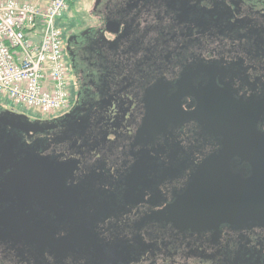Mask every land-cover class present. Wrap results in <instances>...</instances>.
<instances>
[{
	"label": "flooded vegetation",
	"instance_id": "af4514ba",
	"mask_svg": "<svg viewBox=\"0 0 264 264\" xmlns=\"http://www.w3.org/2000/svg\"><path fill=\"white\" fill-rule=\"evenodd\" d=\"M76 2L67 106L0 105V264H264V0Z\"/></svg>",
	"mask_w": 264,
	"mask_h": 264
},
{
	"label": "built area",
	"instance_id": "2783aa9c",
	"mask_svg": "<svg viewBox=\"0 0 264 264\" xmlns=\"http://www.w3.org/2000/svg\"><path fill=\"white\" fill-rule=\"evenodd\" d=\"M73 0H0V93L49 114L68 104L56 24Z\"/></svg>",
	"mask_w": 264,
	"mask_h": 264
},
{
	"label": "rangeland",
	"instance_id": "374dc122",
	"mask_svg": "<svg viewBox=\"0 0 264 264\" xmlns=\"http://www.w3.org/2000/svg\"><path fill=\"white\" fill-rule=\"evenodd\" d=\"M74 1H77L76 3H78L79 1L81 2L82 0H74ZM37 2L40 4L44 3V2H40V1H37ZM65 20H66V13L64 12L59 18L56 19L55 22L57 25L63 26V23L65 22ZM0 105L13 108L19 112H23V113H25L31 117H34V118L48 116V115H54L55 113H57V112L59 113L61 111V110H58V111L51 112L49 114L41 113L39 111V109L36 107H28L24 104L13 102L7 95H5L3 93H0Z\"/></svg>",
	"mask_w": 264,
	"mask_h": 264
},
{
	"label": "water",
	"instance_id": "95a60500",
	"mask_svg": "<svg viewBox=\"0 0 264 264\" xmlns=\"http://www.w3.org/2000/svg\"><path fill=\"white\" fill-rule=\"evenodd\" d=\"M18 115H19V116H24V117L27 118V116H26L25 114H20V113H19ZM39 121H41V120L38 119V118H35V119L33 120V122H39ZM81 204H82V205L79 206V202H77L76 200H73L72 205H71V209H72L73 211H78L80 208L83 209V203L81 202ZM186 211L188 212V215H190V213L193 212V209H188V210H186ZM77 216H78V215H76V214H74V213H72V215H71L72 218H77ZM189 219L192 220V217H189ZM74 225H75V224H74Z\"/></svg>",
	"mask_w": 264,
	"mask_h": 264
},
{
	"label": "crops",
	"instance_id": "0c3cea01",
	"mask_svg": "<svg viewBox=\"0 0 264 264\" xmlns=\"http://www.w3.org/2000/svg\"><path fill=\"white\" fill-rule=\"evenodd\" d=\"M33 1L46 2V0H33Z\"/></svg>",
	"mask_w": 264,
	"mask_h": 264
}]
</instances>
